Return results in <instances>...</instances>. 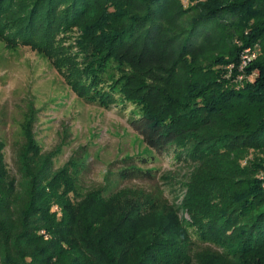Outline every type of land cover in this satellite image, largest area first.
I'll list each match as a JSON object with an SVG mask.
<instances>
[{
    "label": "trees",
    "instance_id": "1",
    "mask_svg": "<svg viewBox=\"0 0 264 264\" xmlns=\"http://www.w3.org/2000/svg\"><path fill=\"white\" fill-rule=\"evenodd\" d=\"M189 2L0 0V38L50 57L83 101L139 105L129 119L134 131L190 167L182 193L161 176L173 203L134 188L81 194L69 167L55 169L54 151L37 145L30 104L15 173L0 139V264H264V0ZM74 30L80 41L58 50L59 34ZM210 34L223 46L197 66L200 75L168 84L171 93L188 92L187 102L175 109L151 99L153 50L175 48L193 70L184 56ZM247 49L258 54L242 67ZM124 162L120 181L155 179L132 158Z\"/></svg>",
    "mask_w": 264,
    "mask_h": 264
},
{
    "label": "rangeland",
    "instance_id": "2",
    "mask_svg": "<svg viewBox=\"0 0 264 264\" xmlns=\"http://www.w3.org/2000/svg\"><path fill=\"white\" fill-rule=\"evenodd\" d=\"M181 1L186 7L190 4L189 0ZM175 11L171 9L167 16ZM79 33L77 30L60 33L58 50L70 52V46L81 39ZM204 42L207 49L203 50L206 46L203 49L193 47L192 56H184V61L194 65L193 70L182 64L175 48L164 53L163 45L159 44L153 50L147 60L153 68L149 73H154L149 77L152 79L150 86H156V90L151 91L152 95L148 92L151 99L166 101L175 109H180L187 102L188 92L176 86L171 93L173 88L168 84L180 80L187 85V79L194 80L195 73L200 75L197 66L223 46L217 43L216 34H210ZM172 65L175 67L171 68ZM153 75H163L169 80L162 82L156 79V83ZM156 95L168 99L152 97ZM30 104L34 107L37 145L43 153L54 151L55 169L69 167L81 194L95 188H106L107 193L134 188L162 194L171 203L176 201L170 184L173 190H181L179 182L189 174V163L185 156L180 159L173 149L160 155L144 143L129 124L132 112L140 111L139 105L136 109L135 105L125 101L111 109H103L83 101L66 83L50 57L33 47L12 44L6 38H0V139L5 144L7 165L14 173L15 155L24 143L22 124ZM127 158H132L137 167L154 171L155 179L120 181L116 174L125 168ZM142 159H147L148 164L142 165ZM162 175L168 177L166 181L170 184L162 181ZM184 217L188 218V215L184 214Z\"/></svg>",
    "mask_w": 264,
    "mask_h": 264
},
{
    "label": "built area",
    "instance_id": "3",
    "mask_svg": "<svg viewBox=\"0 0 264 264\" xmlns=\"http://www.w3.org/2000/svg\"><path fill=\"white\" fill-rule=\"evenodd\" d=\"M257 54L258 53L256 50H245L242 55V67L248 65L251 61H253L256 58Z\"/></svg>",
    "mask_w": 264,
    "mask_h": 264
}]
</instances>
